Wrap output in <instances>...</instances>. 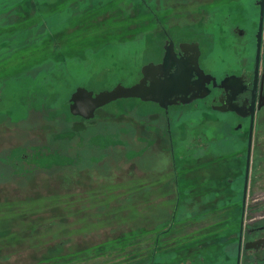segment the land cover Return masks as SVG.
Instances as JSON below:
<instances>
[{
  "label": "rangeland",
  "instance_id": "374dc122",
  "mask_svg": "<svg viewBox=\"0 0 264 264\" xmlns=\"http://www.w3.org/2000/svg\"><path fill=\"white\" fill-rule=\"evenodd\" d=\"M39 1L46 25L28 29V50L10 56L3 50L0 56L16 71L25 57L36 58L58 45L67 62L56 73L59 81L27 67L32 79L13 80L7 74L0 81V264H143L142 251L168 228L170 233L159 239L156 264H187L196 255L206 258L203 264H215L208 244L229 233L225 226L236 218L231 205L237 194L226 187V180L234 178V148L224 132L208 128L202 138L204 143L214 138L207 149L210 156L196 158L199 142L189 143L188 124L172 120L176 190L163 112L156 105L114 102L90 122L67 114L77 87L96 93L139 79L140 68L162 51L155 20L138 0H104L114 7L97 9L94 3L103 0ZM25 2L27 9L16 6L0 20L12 23L16 11L35 14L37 1ZM153 2L169 33L186 38L200 28L211 33L209 39L216 43L213 66L220 58L232 59L230 26H215L217 2ZM234 2L227 0L228 13L220 10L217 16L225 19L230 13L232 26L237 22L250 30L255 9L247 1ZM55 3L57 11L51 6ZM92 8L90 14L104 22L102 29L95 30L94 16L82 19ZM96 31L100 34L94 38ZM52 36L57 41L52 43ZM43 62L47 72L50 66ZM47 79L50 89L43 83ZM218 140L221 149H216ZM197 261L192 264H202Z\"/></svg>",
  "mask_w": 264,
  "mask_h": 264
},
{
  "label": "flooded vegetation",
  "instance_id": "af4514ba",
  "mask_svg": "<svg viewBox=\"0 0 264 264\" xmlns=\"http://www.w3.org/2000/svg\"><path fill=\"white\" fill-rule=\"evenodd\" d=\"M138 1L146 4V1L155 0ZM210 1L218 3L214 9L215 18L218 21L215 26L219 29L223 27V24L225 27L230 26V37L233 41L232 59L226 61L220 58L214 66L211 59L216 43L209 39L211 33L208 35L203 28L199 31L191 30V36L187 38L180 33H169L153 11L158 32L161 34L159 45L162 51L152 63L156 65L162 62L163 48L167 42H172L177 59L182 57L186 59L193 55L191 51L184 55L180 50L181 44H196L199 51L198 67L204 75L201 80L193 72L190 78L188 88H191V91L186 99H191L194 95L195 98L191 102L183 105L178 99L175 105L168 107L167 111L156 106L163 112L161 118L166 125L175 181L177 177L172 142V120L178 121L179 124L182 122L188 124L186 135L189 143L192 140L199 142L198 145H194L196 158L207 154L208 157L210 156L207 149L214 138L205 143L202 138L208 128L215 127L217 131L224 132L225 141L233 144L234 153L230 154V157L232 156V162H234V169H231L234 178L226 180V187L229 192L237 194L231 205V207L235 206L236 218L233 219L234 229L228 238L231 242L228 246L231 251L223 257L227 258L229 255L231 258L227 261L229 264H264V0L262 4L261 0H243L255 9L250 30L237 22L232 26V23L228 21L230 14H227L228 12L225 19L222 18L223 16L219 18L217 13L223 10V7L222 9L219 7V5L222 6L223 0ZM236 1L242 2V0H235V6L238 4ZM203 41L208 42V47L203 44ZM174 70L175 67L171 72ZM194 82L197 83L193 84ZM199 86L202 88L197 89ZM222 141L214 142L217 144L216 149H221ZM248 153L249 165L245 186ZM244 191L246 196L243 203ZM227 226L228 224L225 227ZM220 241H224L223 237ZM213 244L214 242H210L208 247Z\"/></svg>",
  "mask_w": 264,
  "mask_h": 264
},
{
  "label": "trees",
  "instance_id": "16d2710c",
  "mask_svg": "<svg viewBox=\"0 0 264 264\" xmlns=\"http://www.w3.org/2000/svg\"><path fill=\"white\" fill-rule=\"evenodd\" d=\"M26 1L28 2L29 0H26ZM36 1H37V3H35V6L36 7H34V13L35 12L36 13L33 14L32 16L31 15L30 16H27V15H25V13H22L20 11H18V13H17V11H16L15 12V15H14V16H16L15 17L16 19L12 23L6 24L7 23V19H1L0 20V52L1 53H3V50L4 51H8L9 52L8 56H10L12 54L15 55L16 53H18L21 50H23V52L25 50H28V48H29L28 45L30 44V42H28V43L24 42L25 41L24 37L27 34L28 29L30 27H34L36 25H41V24L43 26L46 25V17L47 16H45V14H44L45 12L42 11L41 8H40V4H41L40 1L39 0H36ZM17 2L18 3H14V2L9 3V1H1L0 0V16H2L3 13H6L7 10L8 11H11V9L14 8V7H16V6L19 9L20 8H23V7H26V9H27V4H26L25 0H21V1L20 0H17ZM226 2H227V0L226 1L223 0V3L222 4L224 5L223 10L227 12L228 10H226V9H228V7L226 6ZM138 3L140 4L141 8H143L146 13L148 12L151 15L150 16V19H152L153 21L155 20L153 11H154V13L159 18V15H158V13H157V11L155 9L154 2L153 1H146V4L145 3H142L140 1ZM56 4L57 3L51 5V6H53L52 8L55 9V10L52 9L53 11H57V8L55 7ZM234 4H235V2H234ZM103 6L104 7H108V6L114 7L113 5L107 4L106 1H104L103 4L100 1L98 3H94V8L95 9L100 8V7H103ZM67 8H68L67 5H63L62 11H66ZM94 8H92L91 10L88 9L87 12H88L89 15H85L84 16V15L81 14L82 15V19L84 21H87V20H90L91 21V16H94V28H95V30L97 28L102 29L103 28L102 26L104 25V22H98L96 20L98 16L93 15V14H90V13H93ZM115 8H117V7L115 6ZM59 11H61V10L59 9ZM103 12H105V11H103ZM224 16H225V14H224ZM105 23H106V21H105ZM99 34H100L99 31H96L93 34L94 38L97 37V35H99ZM55 40L57 41V37L52 36V41L51 42L53 43V41H55ZM21 46H22V48H21ZM33 51H36V50L34 49ZM35 56L36 55H33L32 58H26L25 57L26 60H21L20 59L21 60V63H22L21 66L23 67V70H24L22 72H21V70H22L21 66L16 71L11 70V68H8L6 66L7 59L6 58H2L3 56H0L2 58V59H0V73H2L1 76H0V78H1L0 81L2 83L5 82L6 79H7V74H9V76H11V77L14 76L15 79H13V80H16V79L20 80V79H25V78L32 79L33 76L31 77L30 75H28L27 74L28 72L25 73L26 71H28V69H26V67L27 68H30V70L31 69H37L38 71H35L37 73L38 72L41 73V74L48 73L49 74V77L52 78V81L53 82L59 81L61 79L59 76H56V73L59 74V70L63 68V66H64L63 64L66 63L67 61L64 58L63 52H62V50L60 49V47L58 45H56V48L55 49L53 48V51L49 50V52H45V53L39 55L36 58H35ZM17 60H19V57H17ZM41 62H43L45 64H49L50 67H48L49 70L47 72L45 70H43V66H42L43 64H40ZM16 64L17 65H20V62H18ZM11 65H13V63ZM49 80L50 79H47L43 83L44 84L45 83H48ZM47 88L48 89L51 88L50 83H48ZM106 90H108V89H106ZM49 96H45V98L46 97L48 98ZM41 97L42 98H40V100L42 101L43 95H41ZM129 100H134V99H129ZM119 101H125V100H119ZM119 101H116V102H119ZM135 101H139V100H135ZM150 104H152V103H150ZM109 105H107V106H109ZM62 106L63 107H67L66 103H62ZM105 107H103V108H105ZM67 114L72 119L79 120L80 122L81 121H83V122H90V121H92V120L85 121V120H83L81 118L73 117V116H71L69 114V111L68 110H67ZM174 182H175V189L176 190H179L178 189V184L176 183L177 181H175V179H174ZM177 193H178V191H177ZM175 215H176V208L174 210V214L172 215V218H171V221H170V225L172 224V222L174 220L173 218H176ZM227 228H230V230L228 231L229 233L224 234V235H222V234L217 235L215 237V239L213 240L214 241V244H213V250H214V252L213 253H214V258L216 259L215 264H229L227 261L228 260H231V258L229 257V255L227 257L228 259L225 258V257L227 256V254H229L228 252L231 251L230 247H228L229 245H231V242L228 241V238H229V236L231 235V233H232V231L234 229V225L228 224V226L226 227V229ZM168 233H170L169 232V228L167 230L163 231V232H160L156 236L155 240L153 241V245L150 247V249L149 250L145 249V250L142 251V254H141V257H140L141 258L140 261H142L143 264H156L155 254H156V251L158 249L159 239L162 236L167 235ZM221 237H223V239H224V241H222V242L220 241ZM205 241H208V240H205ZM223 255L225 257H223ZM201 258H202L201 255H199V256L196 255V256L192 257L190 259L191 261H189L187 264H192V263H194L197 260L199 262H202V264H203L204 261L206 260V258L205 259H204V257L202 259Z\"/></svg>",
  "mask_w": 264,
  "mask_h": 264
},
{
  "label": "water",
  "instance_id": "95a60500",
  "mask_svg": "<svg viewBox=\"0 0 264 264\" xmlns=\"http://www.w3.org/2000/svg\"><path fill=\"white\" fill-rule=\"evenodd\" d=\"M263 0H261L262 4ZM164 55L160 64L149 62L140 68L141 78L131 86L116 84L108 90L94 92L83 87H77L70 95L68 111L73 117L81 118L85 121L94 119L96 112L103 107L119 100H139L142 103H152L167 111L168 107L176 104H187L191 99H186L191 91L188 88L193 72L202 80L203 72L198 67V47L196 44H181L180 50L186 55L191 51L193 55L184 59H177L173 52L172 42H167L163 48ZM175 67L174 72H171ZM194 82L193 84H196ZM202 86L197 87V89ZM249 153L246 163L245 186L248 175ZM245 191L243 193V203L245 201ZM238 264V263H237Z\"/></svg>",
  "mask_w": 264,
  "mask_h": 264
}]
</instances>
